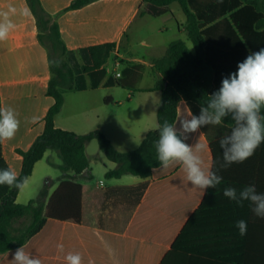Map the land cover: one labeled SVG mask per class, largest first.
Masks as SVG:
<instances>
[{
    "label": "crops",
    "instance_id": "obj_1",
    "mask_svg": "<svg viewBox=\"0 0 264 264\" xmlns=\"http://www.w3.org/2000/svg\"><path fill=\"white\" fill-rule=\"evenodd\" d=\"M73 1L41 0L45 11L57 18L61 37L73 53L72 62L87 63L85 50L91 46L116 43V49L101 69L91 74L78 72L75 89L64 93L63 107L55 117L56 126L77 134L100 130L120 152L136 150L159 124L162 93L153 88L161 75L154 70V61L166 54L172 42L164 43L165 34L186 33V15L180 5L172 10L177 2L169 5L158 16L162 22L155 32V42L150 43L148 52L137 54L131 44L124 47V41L137 21L151 16L143 0H95L69 9ZM9 6L16 10L9 17L15 28L7 39L0 41V94L2 107L16 111L20 127L14 138L1 142V147L8 166L21 175L23 156L19 151H29L44 133L45 119L56 100L49 94V52L39 40L34 14L27 0H0V13L9 11ZM262 15L264 18V12ZM242 42L249 50L244 39ZM110 63L114 71L123 63L130 64L136 77L129 75L118 81L122 75L117 77L116 72L113 81L107 75ZM148 74L153 84L144 87L142 79ZM187 108L194 115L200 114V107L183 99L178 104L176 121L187 114ZM230 129L225 124L205 126L188 134L185 142L189 146L198 142L206 145L199 155L207 167L213 165L210 144ZM86 153L90 165L81 174L62 169V159L51 149L35 164L17 203L41 200L47 204L64 180L93 187L84 189L81 224L48 219L43 229L23 245L25 251L39 256L42 264H66L64 256L69 252L79 253L82 264H162L206 191L202 195L192 187L179 164L155 168L152 176L145 179L127 174L105 180L106 172L117 165L106 158L97 140L87 144ZM57 244H63V252ZM17 249L0 253V264H11ZM193 260L214 259L194 256Z\"/></svg>",
    "mask_w": 264,
    "mask_h": 264
},
{
    "label": "trees",
    "instance_id": "obj_2",
    "mask_svg": "<svg viewBox=\"0 0 264 264\" xmlns=\"http://www.w3.org/2000/svg\"><path fill=\"white\" fill-rule=\"evenodd\" d=\"M95 0H75L69 9H78ZM147 13L158 17L166 8L177 2L186 15L185 32L194 46L192 51L181 39L170 43L166 54L154 61V70L161 75L154 90L161 91L162 102L158 110V123L165 120L175 123L178 104L181 100L198 107L205 104L212 93L221 87L223 78L238 70L237 65L249 55L264 48V0H143ZM39 30V40L49 52L52 79L49 94L56 103L46 117V128L29 151L23 156L21 177H30L35 164L51 149L63 161L62 169L81 174L89 168L86 146L97 140L99 149L109 161L117 166L106 172V179H117L132 174L141 178L152 176L160 167L156 159L155 141L158 130L149 132L141 145L130 152H120L100 131L77 134L56 126L55 117L64 104V93L75 89L78 72L91 74L101 69L116 49V43L88 47L87 63L74 64L71 53L62 37L57 18L43 8L41 0H27ZM228 14H230L228 16ZM242 39L247 44H243ZM59 61V66L54 65ZM0 107L2 100L0 94ZM264 112V109H262ZM232 127L230 118L224 121ZM213 165L223 177L215 189L206 190L199 207L188 219L175 239L162 264H264V218L256 216L247 201L242 206L223 195V190L232 187L241 190L254 184L264 193V143L242 163L223 164L219 139L210 144ZM3 158L0 142V169L8 168ZM49 180H46L48 187ZM84 186L64 180L49 198L47 204L31 200L17 203L21 189L0 185V253L19 248L38 234L48 219L81 224L83 220ZM244 220L247 232L241 236L236 222ZM18 222H22L17 226ZM201 256L214 260H193ZM188 260H183L187 259Z\"/></svg>",
    "mask_w": 264,
    "mask_h": 264
},
{
    "label": "clouds",
    "instance_id": "obj_3",
    "mask_svg": "<svg viewBox=\"0 0 264 264\" xmlns=\"http://www.w3.org/2000/svg\"><path fill=\"white\" fill-rule=\"evenodd\" d=\"M15 11V8L9 6V11L0 13L3 17L0 20V41L7 39L15 28L9 18ZM53 63L59 66V61ZM237 68L236 72L222 79L218 91L207 95L209 99L201 104L198 116L187 108V114L175 123L165 120L162 125L157 124L159 138L155 141V149L161 168L182 165L187 181L199 189L202 195L207 189H215L220 185L223 177L218 171L212 170L211 164L204 166L199 153L205 150L206 145L198 142L189 146L185 142L188 134L198 132L205 126L222 125L226 119H231L233 125L230 132L219 139L223 159L221 168L244 162L264 143V48L250 53L243 62L238 63ZM19 127L20 120L16 111L8 106L0 107V142L14 138ZM29 181V177H21L11 167L0 169V185L23 189ZM223 195L241 206L247 201L252 212L264 218V193L258 192L254 184L244 186L239 192L232 187L225 188ZM236 227L241 236L246 234V221H237ZM57 249L63 252V244H57ZM64 259L66 264H82L79 253L69 252ZM10 262L42 264L41 258L26 252L24 246L15 251Z\"/></svg>",
    "mask_w": 264,
    "mask_h": 264
},
{
    "label": "rangeland",
    "instance_id": "obj_4",
    "mask_svg": "<svg viewBox=\"0 0 264 264\" xmlns=\"http://www.w3.org/2000/svg\"><path fill=\"white\" fill-rule=\"evenodd\" d=\"M176 7H179L178 3H175L174 6H172V10L174 11ZM162 20L159 19L158 17L154 16H148L146 19H143L142 21L139 20L137 21L136 24L133 25L132 29L130 30L128 37L124 41V47L129 48V45L131 44L133 50L137 52V54H145L146 52L149 51L150 49V43H154L156 38V30L158 27H160ZM164 43L165 42H171L174 40L181 39L185 41L188 45V47L194 51V46L192 42L188 39L187 34H181L177 33L176 31H173L171 33H167L164 35ZM162 41V39H159ZM132 67L130 64L123 63L119 67H117L116 71L113 70V66L110 63L107 66V75H110L109 77L113 78L112 80L114 81V76L116 72H119L122 77L118 78V81H123L126 77L129 75H136L133 73ZM105 74V73H104ZM153 84V79L150 74L147 76L143 77L142 79V86L147 87L149 85ZM106 180V178H105ZM44 184V181H42ZM22 222H18L16 225L19 226L21 225Z\"/></svg>",
    "mask_w": 264,
    "mask_h": 264
},
{
    "label": "built area",
    "instance_id": "obj_5",
    "mask_svg": "<svg viewBox=\"0 0 264 264\" xmlns=\"http://www.w3.org/2000/svg\"><path fill=\"white\" fill-rule=\"evenodd\" d=\"M121 76V74L120 73H117V77H120Z\"/></svg>",
    "mask_w": 264,
    "mask_h": 264
}]
</instances>
